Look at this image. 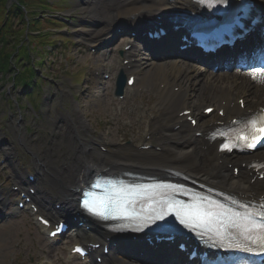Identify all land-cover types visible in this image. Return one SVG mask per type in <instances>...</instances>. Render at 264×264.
<instances>
[{"label": "rangeland", "instance_id": "obj_1", "mask_svg": "<svg viewBox=\"0 0 264 264\" xmlns=\"http://www.w3.org/2000/svg\"><path fill=\"white\" fill-rule=\"evenodd\" d=\"M8 1L13 4L17 2L16 0ZM90 1L92 0H60L54 3V0H51L49 2L54 9L50 11L54 12H43L46 15L44 19H47L46 17L49 15L54 16L52 19L60 20L55 11L56 7L63 4L62 8L57 9L61 10L60 15H58L59 17H65L68 25L64 23L63 26H55L45 22L41 30L45 32L48 30L55 36L70 37L75 41V43L69 41L59 43L60 39L55 38L57 44L54 48L48 47L52 53L49 57L43 56L46 58L45 62L40 60L43 57L37 53L38 48L30 51L32 63H36L37 66H44L41 67L40 73L46 75L48 81L38 80L40 77L33 75V68H23L19 83L23 86L25 82H35L37 80L40 85L35 89L34 86L30 87L25 96L27 89H24V86L14 85L10 73L5 75V78L0 76V131L11 145L4 147V149L13 148L16 152V159L12 161L13 166L9 165L10 169L14 167L17 170L24 171V173L28 169L33 171L40 167L34 160V156H39L40 151L48 150V154L44 155L46 159L48 157L55 158V152L59 148L60 151L57 152L62 153L63 129L55 127L54 122L60 115H65L68 118L74 117L76 107L90 130L89 135H84L83 140L85 142L86 137L91 134L94 136L96 132H102L104 140L110 144H117L124 139L132 141L141 139L137 134V130L141 126V123L137 122L140 114L138 105L146 104L148 106L157 101L150 95L148 90L152 83L160 79L155 71L146 69L143 74L139 75V83L136 87L141 86L147 92L141 98L130 94L121 103L125 110L123 115H115L118 104L115 103L111 92L114 85L113 77L117 70L113 73L111 79L106 81L104 87L94 84L95 81L89 78V75L92 73V69H99L107 63L114 64L117 51L127 41L124 36L114 35L106 55L98 54L94 56L87 53L80 43L89 44L91 40L79 37L78 34L83 28L86 31L94 28L87 20L88 13L85 12L82 5L83 2ZM25 9L27 16L33 14L27 8ZM34 10L36 11V9ZM25 44H27L26 41ZM29 45L36 46L35 43ZM9 50L11 51V49ZM78 81H82V83L77 84ZM20 91L23 92V95L19 94ZM83 91H87L90 97L85 98ZM43 97L48 99L45 103L41 102ZM16 101H18V105H16ZM130 111L134 112L133 116H130ZM113 118H116V122L112 121ZM124 120H129L132 128L130 126L126 129L121 128V123ZM142 125L145 129H149V125L146 123ZM130 154V150L125 153L128 156ZM58 161L59 158L55 161V165ZM44 179L41 178V184L46 185L53 196H59L58 191L48 186L47 181H44ZM1 196L8 199L10 205L12 197L9 192L7 190L3 191ZM42 213L47 214L45 210ZM64 256L61 247H52L44 241L30 218L24 217L10 223L0 222V264H32L39 259H54L56 264H65Z\"/></svg>", "mask_w": 264, "mask_h": 264}, {"label": "bare ground", "instance_id": "obj_2", "mask_svg": "<svg viewBox=\"0 0 264 264\" xmlns=\"http://www.w3.org/2000/svg\"><path fill=\"white\" fill-rule=\"evenodd\" d=\"M256 2L259 12L264 13V0H256ZM82 5L85 12L88 13L87 20L95 27L87 33L91 39L97 41L108 40L116 33L118 28L131 26L129 22L133 24L141 23L163 11H172L173 9L192 11L194 9L192 0H92L82 3ZM167 42L172 43L170 40ZM160 48H162V51L168 49L167 45L158 47L157 50ZM138 62L139 66L136 70L139 72L145 64L140 59ZM146 65L150 66L161 80L156 86V97L160 100L159 107L163 106L165 102L168 103L167 107L161 112L160 117L162 119L157 121L154 131L159 133L157 142L165 145V148L169 151L168 155H155L152 158L151 155H144L141 152L138 158L134 157L133 159H125L115 156V154L104 156L93 145L83 142L84 135H89L90 130L76 107L74 117H71L66 124L54 125L63 130H68L67 125H73L67 135L68 140L62 139V153L57 152L60 151L59 148L55 152V158L48 157L46 159L44 155L48 154V150H44L40 151L39 156L36 157L42 168L41 173L45 176L48 185L58 191L60 197L73 198L76 193L74 191L90 177L89 173L93 169H104L110 166L111 171H117L119 168L142 164L151 167L177 169L188 178L206 182V184L227 193L235 192L248 197V190L250 187L254 188L255 185L249 186L243 175L232 178V173L226 170L223 164H219V161L225 160H227L226 163L236 162L237 157L218 156L215 144L204 152L202 151V146L206 145L203 140L204 136L194 137L193 131L186 128L185 125L181 126V129H185L184 134H179L172 131V126L180 120L175 116L181 112L183 107L198 109L200 104L211 102L220 105L223 100L234 97H243L247 108H255L264 104V80L259 79L260 73L256 75L257 79H252L253 75L249 74L217 79L202 76L192 68H184L172 63H160L158 65L147 63ZM167 75H170V78ZM160 85H163L164 88L158 87ZM169 86L178 87V91L172 96L169 90L166 91ZM188 89H191L194 96L200 99L199 102L193 101L192 94L186 93ZM235 111L239 110L236 108ZM232 113H227L228 118L229 115L230 118L232 117ZM220 120L219 118H211L208 121L200 122L198 123V131L204 133L209 123ZM74 135L77 136L76 140ZM26 144L28 143L26 142ZM259 156L264 160V151H261ZM58 158L59 161L55 165ZM197 158H199V161L196 163ZM180 160H185V165L178 167L173 165L174 162ZM120 164H122V167H119ZM72 188L74 189L73 192L70 191ZM40 190H46L47 193L37 194V200L40 196L49 197L46 186ZM4 202L5 200L0 197V207L3 204L5 205ZM71 202V199L65 201L67 205H70Z\"/></svg>", "mask_w": 264, "mask_h": 264}, {"label": "snow or ice", "instance_id": "obj_3", "mask_svg": "<svg viewBox=\"0 0 264 264\" xmlns=\"http://www.w3.org/2000/svg\"><path fill=\"white\" fill-rule=\"evenodd\" d=\"M198 2L215 7L216 4L226 5L228 0H198ZM257 71L260 73L259 79L264 80V68L257 69ZM257 78L256 75L252 76V79ZM224 139L225 142L221 144L222 150L231 151L233 147H239L238 141L243 142L245 148L254 149L264 139V120L257 118L246 121L244 128L234 139L228 136ZM179 191L178 186L172 185L125 184L123 181L102 183L96 180L89 189L82 192L80 207L103 220L120 218L130 221L138 220L140 221L139 228L147 226L149 222L154 224L158 221H166L169 216H173L180 225L198 235L214 232L219 246L253 251L254 249L248 247L247 244L235 242L232 229H236L240 231L245 240H252L253 244L259 241L257 247L264 251V235L256 231L264 230V205L256 213L245 211L243 214L238 212L229 214L224 211L217 212L215 209L220 206L214 205L205 197L193 195L188 202L178 200L176 193ZM241 207L246 208L247 206L241 205ZM221 216L226 218L227 223L222 225V229L213 230L212 223ZM254 234L255 239H253ZM76 251H81V249L78 248Z\"/></svg>", "mask_w": 264, "mask_h": 264}, {"label": "trees", "instance_id": "obj_4", "mask_svg": "<svg viewBox=\"0 0 264 264\" xmlns=\"http://www.w3.org/2000/svg\"><path fill=\"white\" fill-rule=\"evenodd\" d=\"M49 1L51 0H17L15 4L8 6V0H0V72L11 66V59H15V53L20 55L21 58L29 60V51L25 44L27 30L39 32V36H34L35 34L32 33L28 35V40L31 43L39 45L52 44V34L41 30L45 22L55 26L60 25L59 21L50 17L44 19L46 15L43 12L54 9ZM59 1L54 0V3ZM62 5L56 8L60 9ZM25 8L33 13L29 16V23L26 21Z\"/></svg>", "mask_w": 264, "mask_h": 264}]
</instances>
